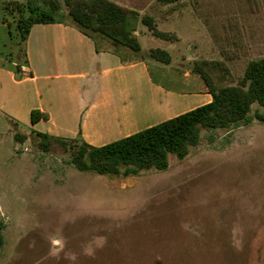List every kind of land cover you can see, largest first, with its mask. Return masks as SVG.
<instances>
[{"label": "rangeland", "instance_id": "obj_1", "mask_svg": "<svg viewBox=\"0 0 264 264\" xmlns=\"http://www.w3.org/2000/svg\"><path fill=\"white\" fill-rule=\"evenodd\" d=\"M7 1L22 2L26 12L29 4L52 6L50 0H0V63L23 62L16 19L3 23ZM57 1L63 10L55 16L63 20L65 0ZM113 1L181 38L160 40L139 23L144 55L167 50L168 67L176 71L193 72L206 60L204 71L218 88L243 78L244 65L229 69L225 39L194 32L191 18L178 21L176 3ZM248 56L259 59L264 51ZM257 112L263 108L254 104L239 124L203 130L187 159L171 155L167 170L128 178L81 172L61 144L44 152L32 130L0 114V264H264V123Z\"/></svg>", "mask_w": 264, "mask_h": 264}, {"label": "crops", "instance_id": "obj_2", "mask_svg": "<svg viewBox=\"0 0 264 264\" xmlns=\"http://www.w3.org/2000/svg\"><path fill=\"white\" fill-rule=\"evenodd\" d=\"M176 4L178 21L191 18L194 32L225 39L230 70L238 64L246 69L255 60L248 55L264 51V0ZM227 5L239 9L229 11ZM216 6L226 7L218 15ZM26 59L20 79L15 61L0 63V114L54 139L81 140L99 148L212 101L200 75L176 71L106 38L91 39L63 20L32 26ZM35 110L46 118L33 125Z\"/></svg>", "mask_w": 264, "mask_h": 264}, {"label": "trees", "instance_id": "obj_3", "mask_svg": "<svg viewBox=\"0 0 264 264\" xmlns=\"http://www.w3.org/2000/svg\"><path fill=\"white\" fill-rule=\"evenodd\" d=\"M162 4L171 5L178 0H158ZM51 10H43L19 1H7L2 4L5 12L3 23L7 17L16 19L19 44H24L23 62L15 61L18 68L16 76L22 78V66L26 65V42L32 26L41 23H56L55 15L63 10L57 0H50ZM66 13L64 22L76 26L91 39L106 38L116 46L130 49L135 53H143L142 45L136 35L137 25L141 23L156 38L176 42L175 33L160 31L155 19L150 15L126 8L111 0H65ZM144 56L171 65V54L162 48H152ZM9 62L13 59L6 58ZM207 61L195 65L192 71L201 76L212 101L158 125L140 131L125 139L103 147H92L81 140H62L34 132L40 139L39 146L48 152L56 143L61 144L71 156L72 163L81 172H95L113 177H132L142 170L157 169L165 171L169 168V157L175 156L184 161L193 147L199 145L203 130H224L244 121L250 114L254 104L263 108L255 118L264 123V57L252 60L245 69L243 78L236 85L218 88L212 77L204 71ZM215 67V66H214ZM46 115L35 110L31 113V123L37 124ZM20 134L16 138L20 140ZM2 238L0 237V244Z\"/></svg>", "mask_w": 264, "mask_h": 264}]
</instances>
